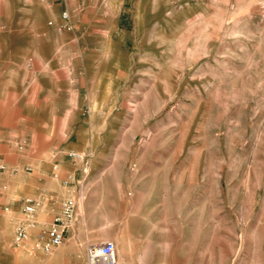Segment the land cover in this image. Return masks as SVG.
<instances>
[{
  "label": "rangeland",
  "instance_id": "obj_1",
  "mask_svg": "<svg viewBox=\"0 0 264 264\" xmlns=\"http://www.w3.org/2000/svg\"><path fill=\"white\" fill-rule=\"evenodd\" d=\"M43 167L84 178L75 264H264V0H0V203Z\"/></svg>",
  "mask_w": 264,
  "mask_h": 264
},
{
  "label": "crops",
  "instance_id": "obj_2",
  "mask_svg": "<svg viewBox=\"0 0 264 264\" xmlns=\"http://www.w3.org/2000/svg\"><path fill=\"white\" fill-rule=\"evenodd\" d=\"M70 176H72V172L66 169H58V179H53L51 177V170L47 171L44 167L39 169L35 177H21L17 176V174L9 175L5 179L7 188H4V190L7 192L4 194L2 203H0V206H4L3 208L6 209L4 213L8 217L4 215L0 216V235L2 234L4 239H7L9 234L8 228H13L15 217L19 214L21 202L24 198H31L35 201L34 219L40 227H47L51 223L53 217L60 210L64 196H70L81 204L83 200L81 186L74 184L70 187H64L61 184L62 180ZM81 221L76 220L75 211L72 225L68 228L64 238L70 236L71 239H87L85 230L79 227V224L82 223ZM29 240L32 245L34 240L33 232L30 233ZM89 245H86L85 248ZM78 254L80 255L81 252L73 246L59 248L48 255L38 253L32 250L31 247L28 253L24 250L11 253L0 248V264H64V262L72 264V261L75 264Z\"/></svg>",
  "mask_w": 264,
  "mask_h": 264
},
{
  "label": "built area",
  "instance_id": "obj_3",
  "mask_svg": "<svg viewBox=\"0 0 264 264\" xmlns=\"http://www.w3.org/2000/svg\"><path fill=\"white\" fill-rule=\"evenodd\" d=\"M67 19V13L62 12L60 20L64 22ZM66 158L73 166L81 165L85 162V157L75 152L66 153ZM24 171L29 172V169L24 168ZM75 172L76 169L72 172V176L61 181L64 187H70L74 184L80 186L83 182L84 178L81 174L79 178L77 177L79 180H75ZM51 177L58 179L57 167H52ZM77 205V200L70 196L65 197L60 205L59 212L53 217L51 223L47 227H40L34 219L35 201L31 198H24L21 202L19 218L13 225L11 247L14 249L20 248L29 239L30 233L33 232L32 250L43 255L50 254L62 244L64 235L74 220ZM3 211H6V209ZM85 259L86 264H116L113 243L104 241L87 246L85 248Z\"/></svg>",
  "mask_w": 264,
  "mask_h": 264
},
{
  "label": "bare ground",
  "instance_id": "obj_4",
  "mask_svg": "<svg viewBox=\"0 0 264 264\" xmlns=\"http://www.w3.org/2000/svg\"><path fill=\"white\" fill-rule=\"evenodd\" d=\"M117 259V258H116ZM116 264H118L117 260H116Z\"/></svg>",
  "mask_w": 264,
  "mask_h": 264
}]
</instances>
